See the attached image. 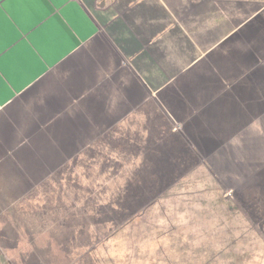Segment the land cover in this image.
Wrapping results in <instances>:
<instances>
[{
  "label": "crops",
  "instance_id": "obj_1",
  "mask_svg": "<svg viewBox=\"0 0 264 264\" xmlns=\"http://www.w3.org/2000/svg\"><path fill=\"white\" fill-rule=\"evenodd\" d=\"M258 93L264 0H0V238L48 215L56 173L170 139V121L264 192V122L225 132Z\"/></svg>",
  "mask_w": 264,
  "mask_h": 264
},
{
  "label": "rangeland",
  "instance_id": "obj_2",
  "mask_svg": "<svg viewBox=\"0 0 264 264\" xmlns=\"http://www.w3.org/2000/svg\"><path fill=\"white\" fill-rule=\"evenodd\" d=\"M243 107L225 131L238 144L261 133L264 93L246 94ZM162 130L177 135L137 141V149L100 158L105 168L52 176L59 200L50 199L27 236L0 238V263L264 264V192L249 188L243 170L223 175V143L206 151L180 122Z\"/></svg>",
  "mask_w": 264,
  "mask_h": 264
}]
</instances>
